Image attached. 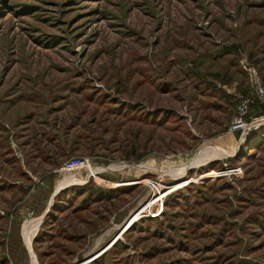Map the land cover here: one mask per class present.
<instances>
[{"label": "rangeland", "instance_id": "374dc122", "mask_svg": "<svg viewBox=\"0 0 264 264\" xmlns=\"http://www.w3.org/2000/svg\"><path fill=\"white\" fill-rule=\"evenodd\" d=\"M252 72L264 0H0V264H264Z\"/></svg>", "mask_w": 264, "mask_h": 264}, {"label": "built area", "instance_id": "2783aa9c", "mask_svg": "<svg viewBox=\"0 0 264 264\" xmlns=\"http://www.w3.org/2000/svg\"><path fill=\"white\" fill-rule=\"evenodd\" d=\"M250 78L254 99L259 103L264 104V86L259 83L254 72H252ZM252 104L253 100L247 97H243L239 100L235 109V114L228 128L230 133H237L249 128H256L257 126L264 125V113L252 115ZM83 170H87L93 175L89 160L83 158H71L58 167L55 170V173L65 175ZM238 171L239 169H236L233 172L236 174Z\"/></svg>", "mask_w": 264, "mask_h": 264}, {"label": "trees", "instance_id": "16d2710c", "mask_svg": "<svg viewBox=\"0 0 264 264\" xmlns=\"http://www.w3.org/2000/svg\"><path fill=\"white\" fill-rule=\"evenodd\" d=\"M256 101H257V100H256ZM257 102H258V101H257ZM258 104H259V107H260L259 114L264 113V104L259 103V102H258ZM252 106H253V104H252Z\"/></svg>", "mask_w": 264, "mask_h": 264}, {"label": "water", "instance_id": "95a60500", "mask_svg": "<svg viewBox=\"0 0 264 264\" xmlns=\"http://www.w3.org/2000/svg\"><path fill=\"white\" fill-rule=\"evenodd\" d=\"M139 210H137L134 214H133V216H132V220H133V218L137 215V214H139ZM131 222V221H130ZM134 222V221H133Z\"/></svg>", "mask_w": 264, "mask_h": 264}, {"label": "crops", "instance_id": "0c3cea01", "mask_svg": "<svg viewBox=\"0 0 264 264\" xmlns=\"http://www.w3.org/2000/svg\"><path fill=\"white\" fill-rule=\"evenodd\" d=\"M92 173H93V172H92ZM91 176L94 177V175H91ZM72 186H74V185H68V186H65V187H63V189H66V188H69V187H72Z\"/></svg>", "mask_w": 264, "mask_h": 264}, {"label": "bare ground", "instance_id": "6f19581e", "mask_svg": "<svg viewBox=\"0 0 264 264\" xmlns=\"http://www.w3.org/2000/svg\"><path fill=\"white\" fill-rule=\"evenodd\" d=\"M165 193H166V192H165ZM165 193H164V194H165Z\"/></svg>", "mask_w": 264, "mask_h": 264}]
</instances>
